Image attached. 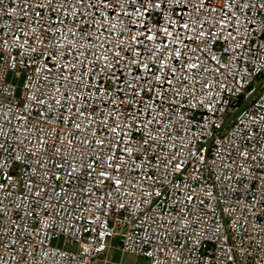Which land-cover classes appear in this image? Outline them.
Wrapping results in <instances>:
<instances>
[{
	"label": "built area",
	"instance_id": "obj_1",
	"mask_svg": "<svg viewBox=\"0 0 264 264\" xmlns=\"http://www.w3.org/2000/svg\"><path fill=\"white\" fill-rule=\"evenodd\" d=\"M115 242L264 264V0H0V264Z\"/></svg>",
	"mask_w": 264,
	"mask_h": 264
},
{
	"label": "rangeland",
	"instance_id": "obj_2",
	"mask_svg": "<svg viewBox=\"0 0 264 264\" xmlns=\"http://www.w3.org/2000/svg\"><path fill=\"white\" fill-rule=\"evenodd\" d=\"M15 82H17L18 84H22L23 82V79L20 78V79H15L14 80ZM244 108H240L235 114H233L231 117H228V119H233L235 120L236 117L240 114V112L243 110ZM114 246V249H113V259L114 260H121L123 263L125 264H135L137 262H141L143 263L144 261H141V260H137V258L133 255H130V254H122V252L118 249L119 247V243L115 242L113 244Z\"/></svg>",
	"mask_w": 264,
	"mask_h": 264
}]
</instances>
